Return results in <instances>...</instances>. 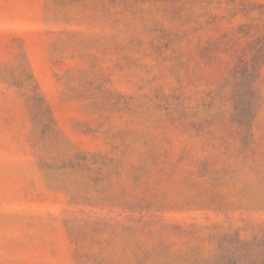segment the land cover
I'll list each match as a JSON object with an SVG mask.
<instances>
[{
    "label": "rangeland",
    "instance_id": "374dc122",
    "mask_svg": "<svg viewBox=\"0 0 264 264\" xmlns=\"http://www.w3.org/2000/svg\"><path fill=\"white\" fill-rule=\"evenodd\" d=\"M0 264H264V0H0Z\"/></svg>",
    "mask_w": 264,
    "mask_h": 264
}]
</instances>
